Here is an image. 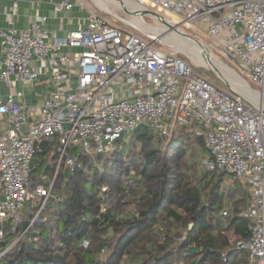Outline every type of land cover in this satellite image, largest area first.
<instances>
[{"label": "built area", "instance_id": "obj_1", "mask_svg": "<svg viewBox=\"0 0 264 264\" xmlns=\"http://www.w3.org/2000/svg\"><path fill=\"white\" fill-rule=\"evenodd\" d=\"M11 1L16 14L17 0ZM130 1L216 40L220 56L264 96V0ZM74 7L71 0L56 4L59 12ZM46 22L41 17L28 29L0 28V84L10 90L48 88L42 104L30 110L23 91L0 98V261L18 249L51 201L58 200L61 171L73 175L83 168V157L101 171L98 158L112 153L118 140L129 142L135 131L148 127L167 142L181 127L203 140L207 154L201 165L208 173L228 174L244 185L249 200L239 217L247 222L249 238L234 247L247 253L248 264H264V105L234 87H216L154 40L108 22L95 10L89 11L87 28L61 38H53ZM44 149L52 155L44 157L43 173L33 181L34 160ZM232 214L224 208L221 220ZM184 240L186 233L179 242ZM108 254L103 250L101 258Z\"/></svg>", "mask_w": 264, "mask_h": 264}, {"label": "trees", "instance_id": "obj_2", "mask_svg": "<svg viewBox=\"0 0 264 264\" xmlns=\"http://www.w3.org/2000/svg\"><path fill=\"white\" fill-rule=\"evenodd\" d=\"M197 147L205 151L203 140L186 132L165 142L142 127L98 158L101 171L83 157L73 175L59 173L58 200L0 264H248L234 246L249 238L239 217L249 195L239 181L225 187L226 174L208 173ZM49 155L37 154L33 176ZM228 200L233 214L222 222Z\"/></svg>", "mask_w": 264, "mask_h": 264}, {"label": "rangeland", "instance_id": "obj_3", "mask_svg": "<svg viewBox=\"0 0 264 264\" xmlns=\"http://www.w3.org/2000/svg\"><path fill=\"white\" fill-rule=\"evenodd\" d=\"M88 11H97L101 16H103L108 22L121 27H126L130 32L138 35V36H145L155 41L156 46L158 49L169 53V54H175L187 63H189L193 68L194 72L198 74L199 76L205 78L212 84H214L216 87L223 89L225 91L230 90V88H233L231 82L236 83V85H239L240 82H238L239 79H243L246 83L243 86V88L240 87V89L243 91H246L247 88L254 91L256 94L257 92H260L261 89L258 85L250 82L239 70L238 68L232 64L231 62L227 61L226 59H223L218 51L216 50L217 42L213 38H210L208 35H196L192 30L187 29L182 25V22L180 19L173 17V16H167L162 13H160L157 9H154L149 6H141L135 4L134 2L130 1L131 4H129V7H123L125 5V2L123 0H107V1H113L112 3H116L121 5L122 7L114 6L109 9H105L103 6H100L96 4L94 0H79ZM134 9H132V7ZM128 8H131L128 9ZM135 11V12H133ZM174 18V19H173ZM137 20H142L146 27L154 31V33L146 32L143 30H146L147 28H142L138 24L135 26L134 22ZM174 20V21H173ZM174 22V23H172ZM166 27H169L167 29ZM177 28H180L179 30ZM147 30V31H149ZM182 30L186 31L189 37L185 36L183 34ZM157 31H160V33H157ZM155 33L161 35L158 36ZM208 47L210 50H206L204 45ZM182 46L183 48H181ZM194 52L192 51V49ZM208 51V52H207ZM193 52V53H192ZM209 53H213L215 58L218 60V63L220 66L227 71L229 76L223 75L220 73V71H217L214 66L210 63L208 56H211L214 58V56L210 55ZM194 56H198L201 60L205 61L206 63L204 65H198L193 59ZM214 58V59H215ZM215 59V60H216ZM226 66V67H224ZM237 78V79H234ZM251 91V92H252ZM180 132H185L183 128H178L176 131V136ZM196 137L193 136V140ZM51 142L52 145L56 143V141L53 138L46 139V142ZM126 141V140H125ZM166 143L163 144L162 148L164 147ZM196 151L198 153L199 161L201 162L202 159L206 156V152L203 151L200 148H196ZM54 152V150H53ZM52 155V150L50 151V155ZM51 160V159H50ZM39 163H36V166H38ZM201 168V165H200ZM43 173V167H40L33 176V181L36 178H39ZM226 180V186L229 187V185H235L237 181L233 179L232 176L226 174L225 177ZM243 187L244 185L239 182ZM225 208L233 210L231 201H226ZM222 213V212H221ZM221 213L219 215V218L221 219ZM222 222H224L222 220ZM39 231V230H37Z\"/></svg>", "mask_w": 264, "mask_h": 264}, {"label": "crops", "instance_id": "obj_4", "mask_svg": "<svg viewBox=\"0 0 264 264\" xmlns=\"http://www.w3.org/2000/svg\"><path fill=\"white\" fill-rule=\"evenodd\" d=\"M62 0H17V13L14 14L12 8L15 2L11 0H0V28L9 29L14 26L19 30L30 28L37 19L46 17L45 27L49 29L53 38H61L68 31L87 28L89 11L82 9L79 0H71L75 3L72 10L59 12L56 4ZM13 22V25L10 24ZM73 52H76L75 50ZM25 94L24 102L30 110L32 106L41 105L48 93L45 85L22 86L15 90H10L5 84H0V98L5 97L10 92H21Z\"/></svg>", "mask_w": 264, "mask_h": 264}, {"label": "bare ground", "instance_id": "obj_5", "mask_svg": "<svg viewBox=\"0 0 264 264\" xmlns=\"http://www.w3.org/2000/svg\"><path fill=\"white\" fill-rule=\"evenodd\" d=\"M95 2H96V4H98V5H100V6H103L105 9H109V10H111V8H113L114 6H118V7H122L121 5H119V4H116V3H112L113 1H107V0H94ZM124 2H125V5L123 6V7H129L128 5L129 4H131L130 3V1L128 2V0H123ZM133 2V1H132ZM135 3V2H134ZM135 4H137V3H135ZM137 5H139V6H141V8H143L142 6L143 5H140V4H137ZM132 7V6H131ZM135 8V7H134ZM133 7H132V9H134ZM128 9H130L131 10V8H128ZM132 11V10H131ZM133 12H135V11H133ZM174 19V18H173ZM174 21V20H173ZM172 23H174V22H172ZM134 24H135V26L138 24L140 27H142V28H147L146 27V24L142 21V20H137V21H135L134 22ZM137 27V26H136ZM167 29H169V27H166ZM147 30H149V28H147L146 30H143V31H146V32H151L152 30L150 29L149 31H147ZM152 33H154V31H152ZM157 33H160V31H157ZM157 33H155L156 35H158V36H161V35H159V34H157ZM204 45V44H203ZM181 48H183L182 46H180ZM204 47H205V49L206 50H209L208 49V47H206L205 45H204ZM192 49V51L194 52V50H193V48H191ZM192 52V53H193ZM208 52V51H207ZM195 53V52H194ZM210 55H212V56H214L213 55V53H209ZM208 58H209V61H210V63L214 66V68L217 70V71H220V73L221 74H223V75H226V76H229V74L227 73V71H225L221 66H220V64L218 63V60L215 58V56H214V58L216 59H214L213 57H211V56H208ZM193 59H194V61L196 62V64H198V65H204L206 62L205 61H203V60H201L198 56H194L193 55ZM224 67H226V66H224ZM227 68V67H226ZM227 69H229V68H227ZM234 79H237V78H234ZM238 82H240V84L239 85H236V83H234V82H231V84H232V86L234 87V89H236V90H238L245 98H247V99H249L250 101H252L253 103H255V104H257V105H264V96L263 95H261V94H256L254 91H252L251 89H249V88H247V86H245V88L247 89V93H246V91H243L242 92V90L240 89V87L241 88H243L244 89V83H246V82H244L243 80H241V79H239L238 80ZM247 84V83H246ZM241 85V86H240ZM252 91V92H251Z\"/></svg>", "mask_w": 264, "mask_h": 264}, {"label": "water", "instance_id": "obj_6", "mask_svg": "<svg viewBox=\"0 0 264 264\" xmlns=\"http://www.w3.org/2000/svg\"><path fill=\"white\" fill-rule=\"evenodd\" d=\"M177 29L179 30L180 28H177ZM182 32H183V34H185V36L189 37L188 34L186 33V31L182 30ZM28 225H29V222L28 221H25L24 222V228H27ZM199 252H200L199 250L192 251V253H199Z\"/></svg>", "mask_w": 264, "mask_h": 264}]
</instances>
